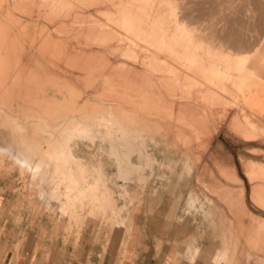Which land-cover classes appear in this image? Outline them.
Instances as JSON below:
<instances>
[{
    "label": "rangeland",
    "instance_id": "1",
    "mask_svg": "<svg viewBox=\"0 0 264 264\" xmlns=\"http://www.w3.org/2000/svg\"><path fill=\"white\" fill-rule=\"evenodd\" d=\"M0 60L14 260L264 264V0H0Z\"/></svg>",
    "mask_w": 264,
    "mask_h": 264
},
{
    "label": "bare ground",
    "instance_id": "2",
    "mask_svg": "<svg viewBox=\"0 0 264 264\" xmlns=\"http://www.w3.org/2000/svg\"><path fill=\"white\" fill-rule=\"evenodd\" d=\"M46 3V2H45ZM33 5V4H32ZM35 5V4H34ZM34 7V6H33ZM158 9V8H157ZM66 12V11H65ZM34 14H36V13H34ZM39 14V13H38ZM43 14V13H42ZM60 16V15H59ZM90 18V17H89ZM59 20V19H58ZM55 23V22H54ZM93 23H94V21H93ZM74 24V23H73ZM77 24V23H76ZM83 24V23H82ZM82 24H80V25H82ZM87 24V23H86ZM66 26V25H65ZM91 29V28H90ZM67 34V33H66ZM77 35V34H76ZM75 35V36H76ZM86 35V34H85ZM5 36V35H4ZM92 36V35H91ZM93 37V36H92ZM83 38V37H82ZM4 41V40H3ZM75 41V40H74ZM60 42V41H59ZM90 44V43H89ZM74 47V46H73ZM54 54V53H53ZM63 54V53H62ZM53 57V56H52ZM1 61V60H0ZM4 100V99H3ZM2 100V101H3ZM88 100V99H87ZM92 100H94V99H92ZM96 100V99H95ZM100 102V101H99ZM99 102H98V104H99ZM102 103V102H101ZM108 112V111H107ZM100 113V112H99ZM103 113H105V112H103ZM114 114V113H113ZM104 115V114H103ZM103 115H100V114H94V115H87V117H86V115L84 116V117H82V118H79V120L78 121H76V122H74V121H72V120H75V119H73V116H72V120H70V119H63L64 117L62 116V115H60V114H58V115H56V117H55V120H57V121H59V122H62V121H65V125H64V127H60V129L61 130H59V131H61V133L59 134L57 131H56V129H55V131L58 133L57 135L58 136H55V138H59V139H61L62 140V144L64 145V147L65 148H67L68 147V143H69V141L71 140V138L72 137H74V136H84V137H93L94 136V134H95V130L93 129V127H92V124H94V123H98L99 125H100V127L102 128L103 127V123L104 124H107V123H112L113 124V122H112V120L114 119V121L115 122H117V123H120V117H121V115L120 114H118V116H116L115 114L114 115H112V116H107V114H106V116H103ZM108 115H110V114H108ZM115 116V117H114ZM86 117V118H85ZM70 118V117H69ZM122 120V119H121ZM54 121V120H53ZM100 122H103V123H100ZM122 122V121H121ZM61 124V123H60ZM111 124V125H112ZM118 125V124H117ZM121 125H124V124H121ZM42 126H45L44 124L42 125ZM125 126V125H124ZM128 126V125H127ZM126 126V127H127ZM46 127V126H45ZM49 127V126H48ZM58 126H57V128H59ZM118 127V126H117ZM122 127V126H121ZM121 127H119V128H121ZM106 128V127H105ZM105 128H103V129H105ZM119 128H118V134H121V133H123V131H124V129H125V127H123L122 129L123 130H119ZM46 129V128H45ZM44 129V130H45ZM49 129V128H48ZM127 129H129V130H127V131H131L130 130V128H127ZM134 129V128H133ZM50 130V133L48 132V134H51V130H53V129H49ZM48 130V131H49ZM138 130V129H137ZM46 131H47V129H46ZM54 131V132H55ZM98 131H99V128H98ZM98 131H96L97 133H98ZM109 131V133H110V130H108ZM127 131H125L124 133H126ZM18 132L19 133H21V134H23L24 133V128H23V126L21 125V124H19L18 125ZM42 132H43V129H42ZM44 133V132H43ZM47 133V132H46ZM53 133V132H52ZM108 133V134H109ZM111 135L113 134V133H110ZM109 134V135H110ZM106 135V134H105ZM25 137L27 138V139H29L28 138V134H25ZM49 138H52L51 137V135H49L48 136ZM95 137V136H94ZM25 140V142H27V143H29L28 142V140ZM110 140H111V138H110ZM111 144H113V142L111 143ZM127 144V143H126ZM33 145V144H32ZM118 145V144H117ZM62 146V145H61ZM119 146V145H118ZM63 147V146H62ZM110 147H111V145H110ZM113 147V146H112ZM111 147V148H112ZM68 149H69V147H68ZM109 149V148H108ZM115 149V148H114ZM113 149V150H114ZM63 152H64V150H63ZM67 152V151H66ZM113 152V151H112ZM113 153H115V152H113ZM61 156H63V155H61ZM129 156V155H128ZM139 156H140V154H139ZM141 158V157H140ZM190 158V157H189ZM63 159V158H62ZM73 159H74V157H73ZM186 159H187V157H186ZM130 160V159H129ZM58 161V160H57ZM190 162H192L191 160H189ZM188 161V162H189ZM131 162V161H130ZM190 165H192L191 163H190ZM20 166L22 167V166H27V164H26V162H24V161H20ZM118 167H119V165H118ZM121 167V166H120ZM117 168V167H116ZM122 168V167H121ZM186 169V168H185ZM189 171V170H188ZM121 176V175H120ZM249 181H250V179H249ZM206 197V196H205ZM193 198V197H192ZM196 199V198H195ZM206 201H207V199H205ZM200 201V200H199ZM209 201V200H208ZM191 202V201H190ZM189 202V203H190ZM200 202H202V201H200ZM194 203V202H193ZM209 203V202H208ZM203 204V203H202ZM214 205V204H213ZM200 206V205H199ZM198 206V207H199ZM202 206V205H201ZM190 207V206H189ZM191 207H192V202H191ZM190 207V208H191ZM195 207V206H194ZM196 208V207H195ZM200 208V207H199ZM211 208V207H210ZM205 209H207V208H205ZM201 210V209H200ZM206 211V210H205ZM204 212V211H203ZM208 212V211H207ZM206 213V212H205ZM204 213V214H205ZM212 213V212H211ZM210 213V214H211ZM206 215H209V214H206ZM205 216V215H204ZM213 216V215H212ZM207 217V216H206ZM211 217V216H210ZM209 218V217H208ZM213 225V224H212ZM192 227V226H191ZM249 227L251 228V225H246V228H247V230L249 231V233L251 232V230L249 229ZM211 247H213L212 246V244H210V247H209V250L210 249H212ZM188 248V247H187ZM197 248V247H196ZM195 248V249H196ZM195 251V250H194ZM189 253V252H188ZM198 254V253H197ZM195 255H196V253H195ZM189 257H190V255H189ZM194 257V256H193ZM192 257V258H193ZM229 256L225 253V252H223V251H220V249L219 248H216L215 249V251H214V253L211 255V257H210V262L211 263H213V264H228V258Z\"/></svg>",
    "mask_w": 264,
    "mask_h": 264
},
{
    "label": "crops",
    "instance_id": "3",
    "mask_svg": "<svg viewBox=\"0 0 264 264\" xmlns=\"http://www.w3.org/2000/svg\"><path fill=\"white\" fill-rule=\"evenodd\" d=\"M1 222V221H0ZM148 257H138L134 253L125 251L118 261L112 262V260L103 259L100 264H159L156 262H150ZM0 264H29L25 258L13 259V254L11 250H2L1 237H0Z\"/></svg>",
    "mask_w": 264,
    "mask_h": 264
}]
</instances>
